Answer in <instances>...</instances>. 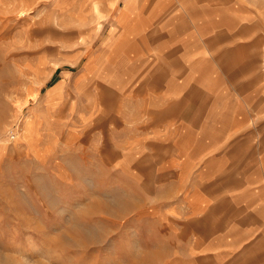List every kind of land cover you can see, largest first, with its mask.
<instances>
[{
	"label": "rangeland",
	"instance_id": "obj_1",
	"mask_svg": "<svg viewBox=\"0 0 264 264\" xmlns=\"http://www.w3.org/2000/svg\"><path fill=\"white\" fill-rule=\"evenodd\" d=\"M183 2L0 0V264L252 263L226 199L264 176V0Z\"/></svg>",
	"mask_w": 264,
	"mask_h": 264
},
{
	"label": "crops",
	"instance_id": "obj_2",
	"mask_svg": "<svg viewBox=\"0 0 264 264\" xmlns=\"http://www.w3.org/2000/svg\"><path fill=\"white\" fill-rule=\"evenodd\" d=\"M185 1L189 2H183L182 4L184 7H192L193 5L198 6L197 2L199 0ZM186 24L187 23H184V26H181L182 24L177 26L179 28L176 30L177 32L179 31L178 36L182 41L187 42L190 40L191 43H195V45H192L190 50L180 58L181 61L179 63L183 64L181 70L185 71H187L188 64L195 62L192 58L199 55V29L195 31L197 33L196 35H189L193 27L189 28ZM163 62L172 63L171 60L166 57H164ZM171 73L174 72H168L166 70L164 73L166 75L163 78H171ZM186 75H188V71L183 76ZM159 79H161V77ZM236 167L237 166H234L232 168L236 169ZM232 168H229L228 171L229 179L227 183L226 199L227 205L231 207V211L234 213L233 216H228L229 225L231 226V228H227V232L229 231V247L234 248L236 244L238 245L237 248L243 247V251L246 254L247 250L251 249L254 252L251 264H256L254 259L259 254L264 255V183H262L264 176L260 172V169H257L253 178H247V180L246 177H248V173H244L245 168H247L246 166H244L243 172H238ZM236 172L238 173L236 174ZM238 176H243V178L237 181ZM236 209L239 211L241 209L243 214L236 215ZM262 261L259 264H264V260Z\"/></svg>",
	"mask_w": 264,
	"mask_h": 264
}]
</instances>
